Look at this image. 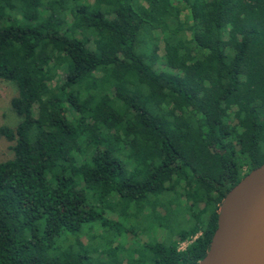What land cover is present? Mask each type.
Wrapping results in <instances>:
<instances>
[{
    "label": "trees",
    "instance_id": "1",
    "mask_svg": "<svg viewBox=\"0 0 264 264\" xmlns=\"http://www.w3.org/2000/svg\"><path fill=\"white\" fill-rule=\"evenodd\" d=\"M0 80V264H196L264 162V0H0Z\"/></svg>",
    "mask_w": 264,
    "mask_h": 264
},
{
    "label": "water",
    "instance_id": "2",
    "mask_svg": "<svg viewBox=\"0 0 264 264\" xmlns=\"http://www.w3.org/2000/svg\"><path fill=\"white\" fill-rule=\"evenodd\" d=\"M196 264H264V162L226 192Z\"/></svg>",
    "mask_w": 264,
    "mask_h": 264
},
{
    "label": "rangeland",
    "instance_id": "3",
    "mask_svg": "<svg viewBox=\"0 0 264 264\" xmlns=\"http://www.w3.org/2000/svg\"><path fill=\"white\" fill-rule=\"evenodd\" d=\"M162 48L161 44L158 45L157 54L161 55ZM16 94L15 87L13 84L7 81L0 80V126H7L9 128H14L16 124L19 122V117L10 109L9 101ZM10 150H9V142L5 141L0 137V162L9 159ZM158 215H161L159 210L156 212ZM107 219L112 221H119L116 215L114 214H104ZM155 219H152V216L146 210H142L138 212L132 218L127 219L126 222H122L120 225V231L123 228L130 230V232H123V236H119L116 239V243L122 249H126L131 246V248H136V245H140L149 239L152 241H158L163 243L166 239L174 238V236L170 237L171 227L169 221H166L165 224L161 225V227H156V223H153ZM173 228V227H172ZM126 230V231H127ZM100 231H96V234H99ZM195 237V236H194ZM186 240L183 242H179L177 244V250H182L184 247L192 240ZM175 239V238H174ZM135 244V246H134Z\"/></svg>",
    "mask_w": 264,
    "mask_h": 264
}]
</instances>
